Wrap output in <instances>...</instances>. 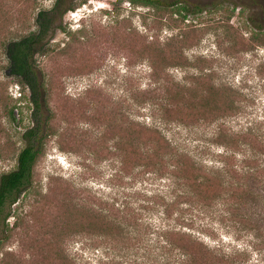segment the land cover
Masks as SVG:
<instances>
[{
	"label": "rangeland",
	"instance_id": "obj_1",
	"mask_svg": "<svg viewBox=\"0 0 264 264\" xmlns=\"http://www.w3.org/2000/svg\"><path fill=\"white\" fill-rule=\"evenodd\" d=\"M67 1L71 6L52 40L36 55L46 73L49 109L43 114L50 120L34 166L35 195L11 206V215L17 213L19 221L15 226L14 216L6 219L0 264H113L108 250L83 244L75 236L80 216L75 203L82 196L88 200L90 188L98 190L103 199L99 202L109 196L121 200L120 192L108 185L118 164L104 150L111 142H101V136L120 134L123 120L150 124L161 116L155 103L164 92L150 84L151 59L176 80L184 71L191 75L211 70L219 84L235 91L237 108L216 124L162 126L199 162L219 166L222 148L213 144L218 123L232 133L249 126L264 132V0H178L173 5V0H155L153 8L133 0ZM53 3L0 0V174L16 167L32 111L29 90L13 74L4 43L36 32V13ZM183 6L189 10L173 13ZM195 6L201 9L196 12ZM70 10L76 14H67ZM179 32L185 39L181 51L189 59L182 68L161 58L171 50L160 51L161 44ZM16 90L21 96H15ZM12 106L15 119L8 117ZM257 174L247 180L241 213L264 229V181ZM164 184L148 174L134 183L143 200L161 194ZM183 214L193 234L229 254L232 264H264V241L234 224L230 215L196 207H184ZM150 221L154 237L159 220L154 215ZM138 262L132 258L128 264Z\"/></svg>",
	"mask_w": 264,
	"mask_h": 264
},
{
	"label": "trees",
	"instance_id": "obj_2",
	"mask_svg": "<svg viewBox=\"0 0 264 264\" xmlns=\"http://www.w3.org/2000/svg\"><path fill=\"white\" fill-rule=\"evenodd\" d=\"M133 1L150 8L157 4L155 0ZM177 2L170 1L171 5ZM70 6L67 0H54L50 9L36 13V32L4 43L13 74L29 90L32 111L31 125L22 132L25 145L17 154L16 167L0 174V249L11 206L35 195L33 171L50 120L43 114L44 108L49 109L46 73L37 64L36 55L52 40L59 19ZM182 9L186 8L177 7L172 11L178 14ZM193 9L197 12L201 8ZM183 35L184 32H179L161 44V52L165 49L173 52L161 57L166 65L181 68L189 65V59L181 51ZM156 64L150 60V84L154 91L164 92L155 103L161 116L153 118L150 124L123 120L119 125L120 134L101 136V142H111L104 145V150L118 164L108 185L112 192H120L121 200L109 196L99 202L98 198L103 199L98 190L88 189L91 197L87 200L82 196L75 203L80 216L76 219L74 234L83 244L108 250L113 264H128L132 258L140 264H232L229 254L207 245L193 234L183 210L196 207L230 215L234 224L264 241V229L241 213L249 192V176L258 173V179L264 181V132H260L259 127L249 126L232 133L218 123L213 131V144L222 148L219 166L199 162L192 153L177 146L163 132L162 126L168 122L216 124L237 108L235 91L219 84L211 70L199 69L191 75L184 71L181 79L176 80L167 71L156 68ZM15 115L16 109L12 106L8 117L15 119ZM237 156H240L238 162ZM146 174L165 184L161 194L155 193L143 200L134 183ZM116 178L124 182L114 183ZM154 215L159 226L152 237L150 220ZM11 216L15 217L13 225H18V214Z\"/></svg>",
	"mask_w": 264,
	"mask_h": 264
},
{
	"label": "built area",
	"instance_id": "obj_3",
	"mask_svg": "<svg viewBox=\"0 0 264 264\" xmlns=\"http://www.w3.org/2000/svg\"><path fill=\"white\" fill-rule=\"evenodd\" d=\"M238 7H236V11H238ZM67 14H69L70 16H73L74 14H76V11H72V10H70V11H68V13ZM189 16V15H188ZM186 21H188V17H186V18H184ZM15 96H21V92L19 91V90H16L15 91Z\"/></svg>",
	"mask_w": 264,
	"mask_h": 264
}]
</instances>
